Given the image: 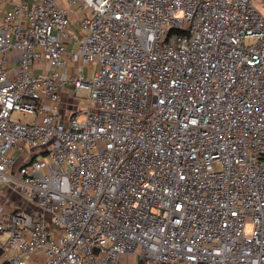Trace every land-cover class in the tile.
<instances>
[{
	"label": "built area",
	"instance_id": "obj_1",
	"mask_svg": "<svg viewBox=\"0 0 264 264\" xmlns=\"http://www.w3.org/2000/svg\"><path fill=\"white\" fill-rule=\"evenodd\" d=\"M66 1L0 0V264H264V11Z\"/></svg>",
	"mask_w": 264,
	"mask_h": 264
},
{
	"label": "crops",
	"instance_id": "obj_2",
	"mask_svg": "<svg viewBox=\"0 0 264 264\" xmlns=\"http://www.w3.org/2000/svg\"><path fill=\"white\" fill-rule=\"evenodd\" d=\"M22 0H1V4L5 7H10L14 3L20 2ZM59 4L67 8L69 11V14L72 18V20H76V6L75 5H68L66 0H56ZM259 2L260 10L264 11V0H257ZM254 3V0H253ZM255 5V4H254ZM256 6V5H255ZM257 7V6H256ZM258 8V7H257ZM72 99L69 98L68 95H63V100H62V106H61V112L64 115V117H67L73 110H74V102L71 101ZM9 192L13 193L11 189H9L6 186H1L0 187V212L5 208L8 210L13 208L12 206H6L9 202L11 203V200L9 196ZM8 197V198H7ZM136 256L134 254H127L124 255L121 259L120 264H136L137 260L135 258ZM28 259V264H44L43 261V255L40 253H37L35 255H31L27 257Z\"/></svg>",
	"mask_w": 264,
	"mask_h": 264
},
{
	"label": "rangeland",
	"instance_id": "obj_3",
	"mask_svg": "<svg viewBox=\"0 0 264 264\" xmlns=\"http://www.w3.org/2000/svg\"><path fill=\"white\" fill-rule=\"evenodd\" d=\"M80 4V2L78 1V2H76L74 5L75 6H78ZM254 4L258 7V9L260 8V6H259V2L257 1V0H254ZM72 63H69V65H68V69H69V71H71L72 70ZM78 66H80V67H84L85 68V66H83L82 64H78L77 65V67ZM71 90H69L67 93H69V95L66 93V91H64L63 89H61V92H63L62 94L65 96V95H68L69 96V98L70 99H72L71 101L72 102H74V103H77V102H79L80 104H83V103H85V99H79L76 95H75V93H74V89L73 88H70ZM74 94V95H73ZM77 98L79 99V100H77ZM8 197H10V199H12L11 200V203L9 202L6 206H9V207H15V206H18L21 202H22V199H21V197H20V195L19 194H17V193H15V192H13V193H10L9 192V196ZM7 197V198H8ZM5 210H8L7 208H5ZM136 258V260H137V257H135Z\"/></svg>",
	"mask_w": 264,
	"mask_h": 264
}]
</instances>
